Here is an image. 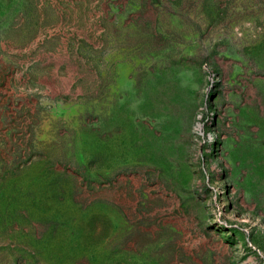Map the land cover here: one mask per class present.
<instances>
[{
	"label": "rangeland",
	"instance_id": "374dc122",
	"mask_svg": "<svg viewBox=\"0 0 264 264\" xmlns=\"http://www.w3.org/2000/svg\"><path fill=\"white\" fill-rule=\"evenodd\" d=\"M0 264H264V0H0Z\"/></svg>",
	"mask_w": 264,
	"mask_h": 264
}]
</instances>
